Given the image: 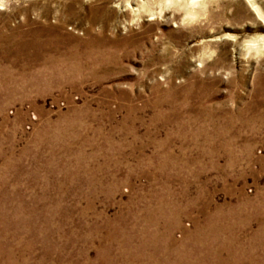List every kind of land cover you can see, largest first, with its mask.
<instances>
[{"label":"rangeland","instance_id":"374dc122","mask_svg":"<svg viewBox=\"0 0 264 264\" xmlns=\"http://www.w3.org/2000/svg\"><path fill=\"white\" fill-rule=\"evenodd\" d=\"M0 264H264V0H0Z\"/></svg>","mask_w":264,"mask_h":264},{"label":"bare ground","instance_id":"6f19581e","mask_svg":"<svg viewBox=\"0 0 264 264\" xmlns=\"http://www.w3.org/2000/svg\"><path fill=\"white\" fill-rule=\"evenodd\" d=\"M249 3V2H248ZM256 12V11H255Z\"/></svg>","mask_w":264,"mask_h":264}]
</instances>
